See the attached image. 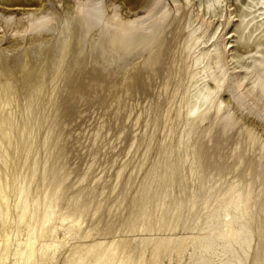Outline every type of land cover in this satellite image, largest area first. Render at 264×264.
<instances>
[{"label":"rangeland","instance_id":"374dc122","mask_svg":"<svg viewBox=\"0 0 264 264\" xmlns=\"http://www.w3.org/2000/svg\"><path fill=\"white\" fill-rule=\"evenodd\" d=\"M206 1L152 0V3L145 7L135 3L126 5L121 0H49L47 3L51 2L57 14L53 24L57 21L60 31L62 29L64 31L59 35L72 33L71 31L78 25L79 17L91 9L103 20H98L99 25L96 30L86 35L87 39L98 38L101 32L105 31V25L108 26L103 21L111 19L114 23L118 22V25L110 26L109 29H114L118 33H121L123 24L126 27L137 28L139 34L147 35L156 30L151 41L152 46L148 50L145 49L142 44H138L141 43L138 40L140 35L135 36L130 44L131 50L124 55L127 67L118 70V63L109 66L103 64V60H97L96 52L90 56L88 64L83 63L82 67L74 68L73 55L77 50L72 45L60 69L51 67L45 72L41 78L42 90L37 97L28 93L29 87L23 85L22 79L18 76L7 80L0 79V110L10 112L16 121L11 129L7 124L0 126V135L3 129L10 132V139L14 143L23 136L25 132L23 125L27 124L25 121L30 116L27 111L30 100H33V113L39 118L34 137L31 139L34 143H30L31 156L28 161L24 163L21 156L23 151L19 150L20 152L16 153L12 147L6 148L7 143L4 140L3 144L9 155L6 169L1 162L0 168L3 172L4 169L7 172L9 170V175L13 177L26 171L33 157L41 163L49 156L51 166L55 167L56 174L64 180L61 184L62 195L57 202L56 217L54 222L52 220L47 226V231L56 227L55 231L51 233V237L42 239L38 237L39 240L37 239L35 243L39 247L43 243L53 242L54 236L55 240L63 241L66 238L64 244L54 252L53 264H63L62 251L77 242L123 239L125 251L136 253L134 254L136 256L143 239L152 238L143 255L145 263L149 264L152 243L160 237L173 239L169 241L170 247L167 251L160 253L158 264H201L198 260L200 252L196 237L204 233L202 232L204 225H201L205 221L203 218L206 219L208 215L206 210L198 208L194 215L188 210H182L181 220L171 230L151 231L139 227V212L134 202L141 197L143 187L141 185L146 180L148 182L152 170L160 171L161 174L166 163L171 164L173 172L162 187L168 186L172 196H176L174 198L177 200L184 201L199 191L202 182L200 169H202L200 172L208 173V177L203 181L209 188L219 178H222L225 184L240 181L241 185L252 180L254 190L263 187L264 98L257 94V88H251V79L248 77L257 78L256 68L259 66L257 61L252 65L250 57H259L264 53L253 52L244 55L239 63L230 60L227 56L233 48L235 35L231 29L233 23L237 21L236 6L240 4L235 0H208V3ZM22 8L16 6L12 11L19 16ZM250 10L254 17L251 23L264 22V0L252 1ZM37 21L44 22L40 19ZM4 22L0 19V36L2 35L0 46L8 45L10 36H16L19 42L17 49L23 48L28 40V30L17 31L15 34V29L11 30L15 25L11 24L8 27V23ZM128 22L133 24L130 25ZM75 32L77 33V30ZM191 33L193 38L189 41ZM214 48L220 52L219 58H212ZM88 50L89 47L85 46L83 54H89ZM255 64L257 66H254ZM100 66L106 69L103 70ZM213 67L217 76L231 79L233 95L226 91L228 83H225L221 90L217 89L218 97L230 100L229 106L223 108L218 116L214 104L207 113V119L194 124L189 135L190 142L187 149L184 148L187 158L182 159L180 154L182 155L183 150L177 149V139L186 129L183 105L192 94L194 86L213 83L210 71ZM244 75L246 78H242ZM38 81L31 79L29 82L36 86ZM46 138L49 139V143L44 146ZM192 146L194 150L191 149ZM170 150L173 153L169 154V158L166 154ZM38 173L40 174V170ZM37 180L30 186L29 193H33L31 194L33 196L37 192V186L41 185V181ZM40 188L43 190L42 185ZM150 193L146 200L153 211L152 205L155 200L151 197L152 191ZM13 194L9 199L12 205L16 203ZM100 203L103 207L100 212H96L95 209ZM259 203L257 223L252 226L254 232L248 253V264L252 262L262 264L264 260V210L261 211L264 193ZM12 212L15 215L14 207ZM60 212H63L62 215ZM63 214L65 217L68 215L67 219ZM70 214L79 219L85 216L81 230L90 231L88 237L75 238L74 231L64 236L66 228L70 226L68 222L72 216ZM129 220L133 221L132 224ZM129 225L130 228L135 225L133 230L129 229ZM4 230L11 236V244L13 243L10 244L11 249L15 242L24 241L26 237L24 223L14 222L4 229L0 221V242L5 238ZM213 239V245L205 256L212 264H223L228 257L229 249L221 250L219 245L221 238ZM2 262L1 264H22L11 250Z\"/></svg>","mask_w":264,"mask_h":264},{"label":"bare ground","instance_id":"6f19581e","mask_svg":"<svg viewBox=\"0 0 264 264\" xmlns=\"http://www.w3.org/2000/svg\"><path fill=\"white\" fill-rule=\"evenodd\" d=\"M48 1L49 0H45L44 2L42 0H0V19L7 22L8 27L11 26V24H14L15 28H11V30L15 29V34H17V31L20 32V31L28 30L29 32V35L27 36L28 37L27 43L21 49H17L19 42L17 41L16 36L15 37L10 36L8 45L4 47L0 46V79L3 78L4 80H7V79H12L15 76H18L19 78L22 79L23 85L29 87L28 93L30 94H33L35 96L38 95L40 90H42L41 78H43L45 72L51 67L59 70L65 60L66 55L70 52L72 45H74L75 50H77L76 53H74L73 55L74 68L82 67L83 63L88 64L90 61V56L94 54V52H96L95 57L97 60L99 61L103 60V64L106 63L109 64V66L118 63L119 64L118 70H122L125 67H127L124 61V55L131 50L130 44L131 42H133L135 36L140 35L138 40L141 43L138 44H142V46H144L145 49L148 50L152 46L151 41L154 38V34L156 30L153 31V33H149L147 35L139 34L137 28L135 27L132 28L133 26L126 27L123 24L124 27L122 28L121 33H118L114 29L112 30L109 29L110 26L118 25V22L114 23L111 19H105L103 21L105 24L107 23L108 26L105 25L106 27L104 28L105 31H102L98 38L87 39L86 35L90 31L96 30L97 26L99 25L98 20H103V18L100 15H97V13H94L91 9L85 15L79 17L78 25L76 29H74L75 31L77 30V33L74 30L73 31L70 30L72 33H68L67 35H64L63 33L64 36L59 35L61 34V31H63V29L60 31L61 28H59L57 21L55 24H53L54 22L53 19L57 18V14L51 2L50 4L47 3ZM121 1L126 5L135 3L138 5H143L145 7H148L152 3V0H121ZM207 1L206 3H208ZM235 1H238L240 5L236 6L235 9L237 21L233 23L231 29V31L235 33L233 39L234 44L232 46L233 48L230 49V52L227 57L230 60L238 62L242 58H244L243 57L244 55L246 56L253 52L264 53V22L260 21V22L251 23L254 17L253 15H251L252 13L250 10V3L252 1H257V0H250V2L249 0L248 1L235 0ZM209 5H211V3ZM16 6L23 7L20 11L21 14L19 16L17 14L15 15L14 12L12 11L13 7ZM15 10L17 11V9ZM248 16L251 17L249 18ZM65 17L64 20L67 18ZM38 19L44 22L38 23L37 21ZM134 22H136V20H134ZM65 23L66 21L64 22V25ZM128 23L130 25L133 24L132 22H128ZM56 30L57 33H55ZM58 30L60 33L58 32ZM51 33L52 35H50ZM19 36H21V34ZM189 37H190L189 41H191V39L193 38V33H191ZM85 46H87V48L89 47L88 51H90V53L86 55L83 54V49ZM213 57L214 58L220 57V52L216 48H214V53L212 58ZM250 58L252 59V63H251L252 65L256 61L257 64H259V66L256 68L257 70L255 69L258 72L257 78L254 76L248 77L249 79H251V83H252L251 88L252 89L257 88V94L264 98V54L260 55L259 57L252 56ZM257 64H255L254 66H257ZM100 67L103 70L106 69V67H102V66ZM209 69H211V67ZM214 69L215 68L213 67V70L210 71L212 73L211 80L215 85H213V83L208 84L207 82L206 84L203 83L200 86H194L192 94L188 99L185 100V104L183 105L185 106V111H184L185 116L183 115V117H186L184 121L186 129H185V133L183 135H181L182 133L178 135L179 137L177 139V145H178L177 149L183 150L182 155L180 154L182 159L187 158V153L184 150V148L187 149V146L190 142L189 135L194 127V124L196 122H200V123L204 122V120L207 119V113L209 109L211 108V106H214V104L216 107V114H218L223 108L229 106L228 103H230L229 102L230 100L228 98L223 99L222 97H218L219 92H217V89L219 88L221 90L224 87L225 83H228L226 87V91L231 95H233L232 92L233 86L230 82L231 79L230 78L224 79L221 76H217L216 73H214ZM242 78H246L245 75L242 76ZM31 79L39 80L36 83V86H32L30 84L29 81ZM239 83H241V81H239ZM30 101L27 107V111L30 113V116L28 117L27 121H25V123L27 122V124L23 125L24 126L23 129L25 131V132L22 131L23 136H21L20 139L14 143L10 139V132L5 131L4 129L1 130L0 162L5 169L7 167V160H8L7 156L9 155V153H7L6 150L7 146L8 148L12 147L14 151H16V153L19 150L23 151V154L21 156L23 157L24 163H26L28 161L29 156H31L30 143L32 142L31 141L32 137H34L33 135L39 123L38 121L39 118H37L38 116L34 115L33 113V108H34L32 104L33 100ZM3 124L4 126L5 124H7L11 129L16 124V121L14 120L10 112L4 111L2 109L0 110V126H2ZM250 140L252 139L250 138ZM3 141L7 143V145L5 144L6 148L3 144ZM48 143H49V139L46 138L44 140L43 145L46 146ZM191 149L194 150V146H192ZM170 153L171 150L166 154V156H169ZM48 157L49 156L44 158V161L41 163H38L37 158L33 157V160H31L32 161L31 164L27 166L26 171L20 172L19 174L17 173L18 175L15 174L16 176L13 175V177L9 175L8 173L9 170L7 172V170L4 169L3 172L2 169L0 168L1 226L5 229L8 225H10L11 223L13 224L14 222L15 224L24 223L26 225V232H25L26 237L25 239H23L24 241L20 240L15 242L12 249L10 248L11 236H9L4 230L5 238L2 239V241L0 242V264L3 263L2 261L6 259L8 252H10V250L13 253V255L16 256L18 260L21 261L22 264H53L54 255H55L54 252L57 250V248L60 245L64 244L63 241L66 238L63 241H61L60 239L55 240L54 239L55 236H54L52 237V239L54 240L53 242H46L47 240L46 241L44 240L46 243H43L39 247L35 245L38 237H40L41 239L42 237H47V236L51 237V233L55 231L56 227H53V229L47 231V226L52 222V220L54 222V218L56 217L55 214H57L56 211V207L58 206L57 202L62 195L61 192L63 189L61 187V184H63L64 180L61 176L56 174L54 169L55 167L53 168V166H51L52 162L50 163V158ZM39 164H41V166H39ZM190 165H192V163ZM39 170H40V174L38 173ZM201 170L202 169H200V171ZM152 171H150L152 172V174L150 175L148 182L146 180V182L141 185L143 186L141 187L142 193L141 191H139L141 193L140 195L141 197L138 199L137 202L136 201L134 202V206H136L137 211L139 212L138 219L140 221L139 222L140 228H143V230L148 229L151 231L153 229H157L159 231L168 230V229L171 230L175 228L178 222L181 220L182 210H188L190 213L194 215L198 211V208H201L203 210H206L208 213L206 219L203 218V220H205L203 222L204 224L201 225V226L204 225L203 227L204 231H202L204 233L196 237L197 239L196 242L198 243V250L200 252V255L198 256V260H200L201 264H212L205 256L206 255L205 253L210 251L213 245L214 237L221 238V242L219 243L221 250L225 248L227 250L229 249L228 257L223 264H248V258H249L248 253L251 248L250 244L252 242V237H253L252 232H254L253 231L254 229L252 230V226L257 223V218L260 208L259 199L264 193L263 184H262L263 187L258 186L259 187L258 190H254L252 180L251 181L248 180L246 184L242 183L241 185L240 181L225 184L224 182H222V178H219L215 181V184L209 188L206 185H204V181H203L206 180V178L208 177V173L199 171L200 182L202 181L200 184L201 186L199 191L196 192L194 195H191L190 198L182 201L175 199L174 197L176 196L174 197L172 196V193L170 191L171 189L169 190L168 186L163 185L162 187V184L165 182V180L167 181V177H170L172 175L173 169L171 164L166 163L163 171L161 170L162 171L161 174H159L160 171L156 172L155 169ZM37 179L41 181L43 190L40 188L41 185L37 186L35 184L37 186V192L35 191L36 194L33 196L31 195L33 193L31 194L29 193L31 188L30 186ZM40 181L39 183L38 182L36 183L40 184ZM151 191H152L151 197H153V200H155L154 205H152L154 206L153 211L150 210V207L147 205L148 202L146 200L147 196L151 194L150 193ZM12 193L15 194V200H16V203L13 202L14 203L13 205L9 202L10 195ZM69 202L70 201H68V203ZM13 207L16 210L15 215L12 212ZM102 207L103 205L102 203H100L99 205H97L95 211L100 212L101 211L100 209ZM261 207H262L261 211H263L264 204L261 205ZM78 214L77 216H79ZM61 215L59 214V216ZM67 217L68 215L66 217L64 216L65 219H67ZM72 217L74 216L72 215L71 219L68 221L70 223V226L66 228L64 236L74 231L75 238L82 239L88 237L90 231L83 232V230H81L85 216L84 218H80V219L78 217L77 218L74 217L72 219ZM61 221L62 218L60 220V223ZM129 222L132 224L133 221L131 222L129 220ZM133 227L130 228L129 225V229L133 230ZM139 227L136 226V228ZM256 228L257 227H255V230H257ZM129 232H131V230ZM172 239H173L172 237L168 238V240L166 238L160 237L154 243H152L150 250L151 255H150L149 264H158V257L160 253L164 250L167 251V248L170 247L169 241L170 240L172 241ZM151 242H152V238H144L143 244L142 245L140 244L141 248L136 256L134 255L136 253L134 254L133 252L130 253L129 250L128 252L125 251L124 248L125 243L123 239L117 241L99 240L98 242L95 241L90 243L77 242L74 243L73 245H70L68 248L64 249L63 251L61 250L62 255L64 256L63 264H146L143 259V255L144 252L146 251L147 245H149ZM263 257H264V253H263ZM251 264H255V263L252 262ZM262 264H264V260Z\"/></svg>","mask_w":264,"mask_h":264}]
</instances>
